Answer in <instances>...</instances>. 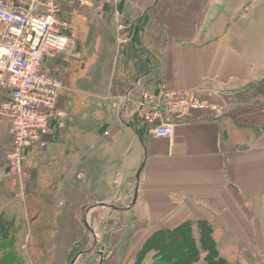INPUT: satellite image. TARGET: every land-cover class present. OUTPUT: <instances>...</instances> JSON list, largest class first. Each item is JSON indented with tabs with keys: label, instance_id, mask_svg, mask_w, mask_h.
Segmentation results:
<instances>
[{
	"label": "crops",
	"instance_id": "0c3cea01",
	"mask_svg": "<svg viewBox=\"0 0 264 264\" xmlns=\"http://www.w3.org/2000/svg\"><path fill=\"white\" fill-rule=\"evenodd\" d=\"M253 2L228 0L216 13L217 0H123L118 20L129 18L135 25L131 48L139 54L133 59L139 70L131 85L113 96L100 123L110 134L103 136L100 147L105 163L94 186L101 197L92 205L91 220L98 212L102 221L111 213L126 214L142 225L138 234L145 240L187 221H207L220 253L226 252L219 240L229 239L247 246L259 257L256 264H264V100L253 97L264 80V43L245 28ZM75 9L67 4L63 14ZM68 57L45 61L51 74L64 79L58 105L69 113L66 127L56 130L49 146L64 137L75 117L64 104V94L71 89L58 72ZM184 89L208 93L213 107L192 112L190 122L171 138L148 135L138 101L152 102L161 91ZM11 126V119L0 112V180L7 187ZM37 151L43 150L31 149L27 155ZM117 176L121 186L114 183ZM66 177L62 173L61 178ZM80 183L84 187L88 180L84 177ZM135 193L136 203L129 209L100 206L126 204ZM193 231L201 245L198 227Z\"/></svg>",
	"mask_w": 264,
	"mask_h": 264
},
{
	"label": "rangeland",
	"instance_id": "374dc122",
	"mask_svg": "<svg viewBox=\"0 0 264 264\" xmlns=\"http://www.w3.org/2000/svg\"><path fill=\"white\" fill-rule=\"evenodd\" d=\"M217 1L216 13L228 0ZM251 7L246 31L264 43V0H254ZM127 9L125 2L122 12ZM78 10L76 7L72 14H62L74 45L68 63L58 71L71 89L64 94V104L75 117L56 144L27 155L24 194L10 180L8 187L4 179L0 180V222H9L2 236L6 238L0 242V264H154L152 252L140 254L146 240L138 234L142 225L135 224L130 216L111 213L102 221L98 212L96 218H90L92 205L101 197L94 186L105 163L100 147L106 132L110 134L100 123L109 113L113 96L131 85L139 70L133 59L139 54L132 50V42L118 41L115 29L120 11L115 7ZM131 21L123 20L126 24ZM256 88L253 97L264 100V80ZM64 172L67 177L63 180ZM84 177L88 183L82 187ZM118 177L114 183L121 186ZM106 191L104 188V194ZM116 203L112 205L123 207V202ZM219 245L226 252L221 256L234 263L256 264L259 258L251 255L247 246L229 239L219 240ZM205 256L201 251L198 264H206Z\"/></svg>",
	"mask_w": 264,
	"mask_h": 264
},
{
	"label": "built area",
	"instance_id": "2783aa9c",
	"mask_svg": "<svg viewBox=\"0 0 264 264\" xmlns=\"http://www.w3.org/2000/svg\"><path fill=\"white\" fill-rule=\"evenodd\" d=\"M123 0H0V112L11 119V146L5 154L6 178L24 194V162L31 149L44 150L57 129H64L69 113L59 108L64 79L46 68L47 58L73 52L74 41L62 19L67 4L77 8L108 5L118 11ZM118 41L134 38L131 24L120 21ZM130 100L129 96L125 97ZM213 107L208 93L188 89L161 91L156 99L138 101L144 131L171 138L190 122L189 115ZM109 132H106L108 134Z\"/></svg>",
	"mask_w": 264,
	"mask_h": 264
},
{
	"label": "trees",
	"instance_id": "16d2710c",
	"mask_svg": "<svg viewBox=\"0 0 264 264\" xmlns=\"http://www.w3.org/2000/svg\"><path fill=\"white\" fill-rule=\"evenodd\" d=\"M132 26L135 35L136 28L134 24ZM8 224V221L0 222V242L6 238L2 236ZM196 224L200 233V246L194 235L193 223L187 221L175 228L161 229L152 234L144 242L140 254L144 256L152 252L154 264H198L200 253L204 251L206 264H242L221 256L209 222L200 220Z\"/></svg>",
	"mask_w": 264,
	"mask_h": 264
},
{
	"label": "water",
	"instance_id": "95a60500",
	"mask_svg": "<svg viewBox=\"0 0 264 264\" xmlns=\"http://www.w3.org/2000/svg\"><path fill=\"white\" fill-rule=\"evenodd\" d=\"M140 177V173L137 174V181L139 180ZM136 199H137V193L134 194V197L132 198H128L127 199V203L124 204L123 203V207L119 206V205H112V204H102L103 206H107L109 208H114V209H129L130 207H132L135 203H136Z\"/></svg>",
	"mask_w": 264,
	"mask_h": 264
}]
</instances>
